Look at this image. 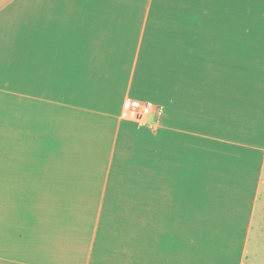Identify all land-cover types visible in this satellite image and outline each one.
Wrapping results in <instances>:
<instances>
[{
  "label": "crops",
  "instance_id": "crops-1",
  "mask_svg": "<svg viewBox=\"0 0 264 264\" xmlns=\"http://www.w3.org/2000/svg\"><path fill=\"white\" fill-rule=\"evenodd\" d=\"M244 14L241 0H0V264H156V223L219 213L189 206L193 178L200 198L252 199L231 217L248 215L246 236L189 235L186 254L264 264L249 248L264 35ZM128 97L164 106L157 127L121 117Z\"/></svg>",
  "mask_w": 264,
  "mask_h": 264
},
{
  "label": "rangeland",
  "instance_id": "rangeland-1",
  "mask_svg": "<svg viewBox=\"0 0 264 264\" xmlns=\"http://www.w3.org/2000/svg\"><path fill=\"white\" fill-rule=\"evenodd\" d=\"M245 6V14L243 18L248 20L251 25L258 26L257 29L260 34L264 35V0H241ZM257 31V32H258ZM263 40V42H262ZM260 47L262 52L264 51V36L260 38ZM262 54H259L261 56ZM264 62L259 60L258 62V77L260 76V71L263 68ZM264 76V72L262 73ZM253 182H251L252 185ZM238 184V182H237ZM242 186V184H241ZM200 182L195 178L192 180V194L193 201L189 202V206L197 207L203 205L208 207L210 211H218V214L210 212L208 214V219L202 223L196 224L197 227H179L170 229L167 226H159L160 224L156 223V264H197L205 263L206 260L200 259L197 257L189 256L186 254L185 246L186 243L181 241L184 237L191 235L194 238H218L220 241H228L233 239L236 236L241 235L246 236V228L248 226V215L245 217V225L243 227L237 228L236 221L233 222L231 217H235L234 211L237 207L243 209L245 206H249L248 200L251 201L252 197L248 196H233L225 193H213L207 191L201 198L198 191L200 189ZM206 189V187H204ZM159 186L157 185V190L159 191ZM252 187L247 188V193L253 194ZM222 192V191H220ZM252 196V195H251ZM157 199V195H156ZM218 207V208H211ZM224 209V210H223ZM204 216L207 214H203ZM237 218H238V214ZM218 217V220H213ZM242 218L244 214L241 215ZM158 219V213H156V222ZM234 219V218H233ZM251 242L249 248L252 250L250 256L255 257V252L258 256H262L261 259H264V229L260 228L256 230V233H252ZM227 247V244H226ZM209 264H213V261H210Z\"/></svg>",
  "mask_w": 264,
  "mask_h": 264
},
{
  "label": "built area",
  "instance_id": "built-area-1",
  "mask_svg": "<svg viewBox=\"0 0 264 264\" xmlns=\"http://www.w3.org/2000/svg\"><path fill=\"white\" fill-rule=\"evenodd\" d=\"M165 108L151 100L128 97L121 117L140 126L157 127L164 116Z\"/></svg>",
  "mask_w": 264,
  "mask_h": 264
}]
</instances>
